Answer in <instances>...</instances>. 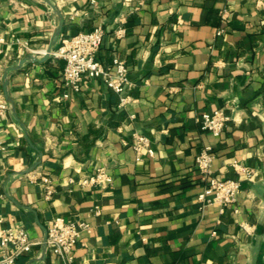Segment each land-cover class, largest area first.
I'll list each match as a JSON object with an SVG mask.
<instances>
[{"label":"crops","instance_id":"obj_1","mask_svg":"<svg viewBox=\"0 0 264 264\" xmlns=\"http://www.w3.org/2000/svg\"><path fill=\"white\" fill-rule=\"evenodd\" d=\"M49 1L62 20L53 50L101 28L96 60L125 63L132 101L118 108L100 76L71 91L62 60H26L44 56L57 13L0 0L1 229L39 243L16 264H63L44 244L56 220L90 226L74 264H264V0ZM216 110L231 118L218 136L199 124ZM134 134L152 157L136 160ZM207 147L210 176L240 184L227 207L198 200ZM99 168L107 187L80 185Z\"/></svg>","mask_w":264,"mask_h":264},{"label":"built area","instance_id":"obj_2","mask_svg":"<svg viewBox=\"0 0 264 264\" xmlns=\"http://www.w3.org/2000/svg\"><path fill=\"white\" fill-rule=\"evenodd\" d=\"M103 34L101 28H94L91 31L80 32L74 36L63 38L50 56L64 62L62 77L65 85L71 91L78 92L85 79L100 76L105 86L119 96L118 108L122 109L132 101L130 95L127 94V88L130 85L127 68L123 61L113 58L112 71H108L96 60V53L101 46ZM124 34V29L119 28L115 31L117 38H121ZM5 108L4 104H0V111ZM230 120V116L224 111L216 110L212 113L202 114L199 118V124L201 130L218 136ZM133 140L132 148L135 151L136 160L140 159L143 150L149 157L153 156L154 151L147 137L134 134ZM212 160L213 155L209 147L195 158L196 167L206 182L205 190L198 195V200L203 204L218 203L227 207L236 201L240 184L234 180L221 181L211 177L210 165ZM242 170L249 179L251 171ZM110 183L111 176L104 168L97 169L93 174L80 181V185L83 187L105 188ZM1 224L2 219L0 218V264H16L18 257L30 252L33 247L39 244L32 241L27 231L22 227L2 230ZM242 228L249 232L246 225H242ZM81 231H90V226L85 222L53 221L47 229L46 246L51 253L62 259L63 264H74L73 250Z\"/></svg>","mask_w":264,"mask_h":264},{"label":"water","instance_id":"obj_3","mask_svg":"<svg viewBox=\"0 0 264 264\" xmlns=\"http://www.w3.org/2000/svg\"><path fill=\"white\" fill-rule=\"evenodd\" d=\"M47 5H49L51 7V9L53 11H55L57 13L58 16V25L54 31V34L52 36V39L49 43L48 48L46 49V51L44 52V56L42 58H37L35 56H28L26 58V60L32 61L33 63H42L44 62L46 59H48V57L50 56L51 52L53 51V46L55 44V42L57 41L61 30H62V20H61V15L59 13V11L56 9V7L49 1V0H43ZM6 87V81H5V77H3V89ZM46 238H47V231L45 233V237H44V244H46Z\"/></svg>","mask_w":264,"mask_h":264}]
</instances>
